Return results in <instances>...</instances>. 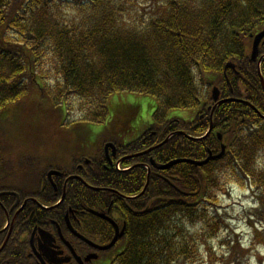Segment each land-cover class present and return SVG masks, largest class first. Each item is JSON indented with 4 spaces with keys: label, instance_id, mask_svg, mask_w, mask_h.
I'll return each instance as SVG.
<instances>
[{
    "label": "trees",
    "instance_id": "16d2710c",
    "mask_svg": "<svg viewBox=\"0 0 264 264\" xmlns=\"http://www.w3.org/2000/svg\"><path fill=\"white\" fill-rule=\"evenodd\" d=\"M263 27L264 0H0V190L46 205L62 193L59 178H54L56 190L45 178L51 164L24 150L10 154L7 126L19 114L17 104L26 99L32 107L52 108L59 125H65L68 97L81 102V122L100 123L113 94L153 96L152 122L140 132L120 131L117 139L134 138L119 147L116 159L178 130L201 136L210 123L213 85L222 96H240L243 90L242 98L264 114L257 61L249 58V34ZM227 61L235 64L234 70L224 71ZM260 70L264 80V58ZM172 109L188 110L190 118L168 116ZM211 122L212 130L202 138L174 133L162 145L123 159L121 165L130 167L124 171L116 170L115 161L84 172L71 169L67 173H79L105 189L71 180L64 202L50 212L56 214L74 197L91 205L94 198L111 201L126 222L111 264H192L200 255L198 243L225 228L220 197L229 183L238 182L255 196L252 216L264 231V118L245 103L227 101L213 109ZM217 131L226 146L222 157L164 170L150 165V158L158 163L204 159L208 150L220 149ZM37 165L42 166L38 178L28 180L40 179L45 187L6 181ZM143 188L134 198L120 195H137ZM2 204L0 225L12 215L6 210L11 203ZM26 204L24 212L38 211L34 202ZM234 254L227 262L240 264Z\"/></svg>",
    "mask_w": 264,
    "mask_h": 264
},
{
    "label": "rangeland",
    "instance_id": "374dc122",
    "mask_svg": "<svg viewBox=\"0 0 264 264\" xmlns=\"http://www.w3.org/2000/svg\"><path fill=\"white\" fill-rule=\"evenodd\" d=\"M65 103L68 108V116L63 121L65 125H59V116L57 118V112L52 108L46 106L47 108L42 110L40 104L32 107V103L27 99L17 104L19 114L15 116V122L7 126L10 154L13 156L24 150L43 163L65 169L75 162L81 153L96 152L100 142L109 137H117L121 130L130 128L138 132L141 128L144 129L153 119L155 98L128 92L113 94L107 101L109 113L105 121L109 122L105 126H102L104 122H81V102L77 98L68 97ZM188 112L184 109H172L168 116L189 119ZM21 117L25 121H20ZM102 128L104 129L100 132ZM82 129H88L89 133L83 134ZM95 134L97 135L94 138ZM262 158L261 165L264 166V156ZM41 169V165H37L35 170L22 169L18 175L6 181L12 180L18 185L35 189L40 180L37 175ZM35 175V181L24 183ZM254 199L255 196L250 190L247 191L238 182H231L225 187L220 197V213L226 221L225 228L212 240L209 237L203 238L198 243L200 255L192 264H231L226 259L234 252L233 260L240 264H264V231L256 221L257 218L252 216ZM234 247L236 251H230L234 250Z\"/></svg>",
    "mask_w": 264,
    "mask_h": 264
},
{
    "label": "flooded vegetation",
    "instance_id": "af4514ba",
    "mask_svg": "<svg viewBox=\"0 0 264 264\" xmlns=\"http://www.w3.org/2000/svg\"><path fill=\"white\" fill-rule=\"evenodd\" d=\"M260 45L264 46V42ZM261 55L264 56V47L261 48ZM112 157L115 155L107 157L99 152L84 155L76 163V169L84 172L86 168L93 169L96 164L105 165L107 162L110 165ZM58 177L63 189L69 181L65 184V175ZM42 186L45 187L43 181ZM15 192L0 190V193H6L0 194V200L8 204L10 202L6 210L12 212L10 223H6V220L0 225V264H79L77 258L83 259L89 253L94 256L85 264H109L111 257L108 251L114 246L99 250L81 240L78 235L99 246L107 244L116 230L120 233L125 225L116 204L94 198L91 205L74 197L70 204H65L56 214L50 212L52 208H46L51 204L39 205L36 202L34 204L38 211L24 212L28 204L20 207L26 197L22 199L17 192L18 196L14 195ZM5 195L10 197L4 198ZM1 201L0 206L3 207ZM106 217L114 220L117 229Z\"/></svg>",
    "mask_w": 264,
    "mask_h": 264
},
{
    "label": "water",
    "instance_id": "95a60500",
    "mask_svg": "<svg viewBox=\"0 0 264 264\" xmlns=\"http://www.w3.org/2000/svg\"><path fill=\"white\" fill-rule=\"evenodd\" d=\"M264 36V29L262 31H260L259 33H257L254 37H253V42H252V51H251V59L252 60H255L256 56H257V51H258V44L260 42V39ZM263 82V81H262ZM263 90H264V87H263ZM217 89H213L212 90V96L214 99H216V94H217ZM152 148H149L143 152H147V151H150ZM223 154V147L221 148V151L216 154V155H211L209 154L205 159L201 160V161H195V160H191V159H174V160H171L165 164H158V163H155L153 160H151V164L155 167V168H158V169H165V168H168L170 167L171 165L175 164V163H178V162H181V161H187L189 163H192V164H195V165H202L204 163H206L209 159H214V158H218L220 157L221 155ZM51 173H56L58 174V172L56 171H51L48 173V176H50ZM118 237V234H116L113 239L111 240V242L109 244H107L106 246H102V247H99L101 249H106V248H109L110 246H112L116 239Z\"/></svg>",
    "mask_w": 264,
    "mask_h": 264
}]
</instances>
